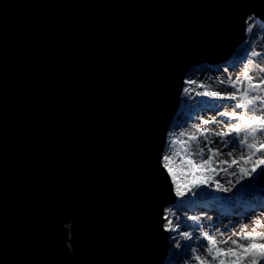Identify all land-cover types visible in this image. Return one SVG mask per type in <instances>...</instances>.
Returning <instances> with one entry per match:
<instances>
[{
	"label": "water",
	"instance_id": "1",
	"mask_svg": "<svg viewBox=\"0 0 264 264\" xmlns=\"http://www.w3.org/2000/svg\"><path fill=\"white\" fill-rule=\"evenodd\" d=\"M249 16L264 0H0V264H164L183 80Z\"/></svg>",
	"mask_w": 264,
	"mask_h": 264
},
{
	"label": "rangeland",
	"instance_id": "2",
	"mask_svg": "<svg viewBox=\"0 0 264 264\" xmlns=\"http://www.w3.org/2000/svg\"><path fill=\"white\" fill-rule=\"evenodd\" d=\"M247 19L250 20V23L246 25L244 44L242 42L240 47H237L235 52L228 57L225 66L218 68L193 67L188 71L190 72L188 79L195 77L190 79L195 83H192V86H183L184 94L181 93L180 96L179 112L174 116L168 129L161 163L164 167L167 163L175 174L174 181L173 176L168 172L175 194V204L166 207L163 214V227L165 225L169 232L164 264H199V261L194 259L197 255L201 259H205L202 249L208 241L200 237L201 231L216 237H227L232 236L233 232L239 233V229L245 224L251 226L252 221L257 217L264 220V216L261 215L264 212V188H257L254 185L256 173L250 172L253 165L245 164L243 160L239 159V149H233L231 144L224 147L221 138L214 134L228 130L229 118L219 116V112L247 111L234 109V105L240 102V93H236L238 99L235 101L203 95L206 91L220 92L222 96L236 92V89L232 88L229 83H220V81H228L229 77L232 81H236L237 76H240L243 81V64L248 60L253 61L249 73L254 77L253 83H258L260 78H264V74L258 70V66L264 67V21L260 22L253 16H249ZM253 51L258 55L252 57ZM201 74L204 76L202 80H199L197 77H200ZM243 84L244 87H247L246 81ZM200 85H204V87H200ZM240 85L238 83L237 87ZM185 89L188 91L185 92ZM219 100L224 101L226 106L216 110V101ZM247 114L251 115L252 113L248 112ZM213 117L216 118L215 122L203 123L204 120H212ZM204 129L209 131L204 132ZM193 136L195 139H192ZM208 139L213 143L207 144ZM259 142L264 143V141ZM198 145L205 148L203 157L197 154ZM208 148H212L213 152L219 151L220 154L213 155L208 152ZM229 151L233 152L232 156L226 155ZM243 151L246 158L247 150ZM209 155H213V159L210 163H205ZM165 156L169 157L167 162L164 160ZM259 158L264 159V156ZM233 159H236L238 163L229 168L228 165ZM255 159L257 157H253V160ZM189 161H192L196 167L193 168ZM221 161L226 163H220ZM240 168H247L250 174L242 175L239 171ZM202 179L207 183L199 184L198 182ZM194 184H198V186H194ZM177 185H179V190L184 193V204L176 202V199L180 197L177 195ZM193 216L198 219L196 221L189 219ZM177 224H179L178 230L171 231L170 229L176 227ZM179 231L191 232L193 240L186 241L179 237ZM173 238L181 245L191 244V247L185 252L183 247H177ZM232 238L235 239V236ZM192 247H196L200 251L194 254L191 250Z\"/></svg>",
	"mask_w": 264,
	"mask_h": 264
},
{
	"label": "snow or ice",
	"instance_id": "3",
	"mask_svg": "<svg viewBox=\"0 0 264 264\" xmlns=\"http://www.w3.org/2000/svg\"><path fill=\"white\" fill-rule=\"evenodd\" d=\"M257 55L258 53L255 51L251 53L252 57ZM251 64H253L252 60H248L247 63L243 64V81L240 76H237L236 81H232L231 77L228 78V81H220V83H229L232 88L236 89V92L222 96L219 92L206 91L203 95L235 101L238 99L236 93H240V102L234 105V109H245L247 111L237 112L233 110L219 112V116L229 118V122L227 123L228 130L219 131L214 134L221 138V143L224 147L231 144L233 149H239V159L243 160L245 164L251 163L253 167L250 172L257 173L259 175L264 174V159L259 158L260 156H264V143L259 142L264 141V94H262L264 93V78H260L258 83H253L254 77L249 74ZM258 70L260 73L264 74V67L258 66ZM244 81L247 82V87H237L238 83L242 85ZM186 83L195 82L186 81ZM200 87H204V85H200ZM187 91L188 90L185 89V92ZM248 112H251L252 114L248 115ZM215 121L216 118L213 117L212 120H204L203 123L209 124ZM208 131V129H204V132ZM181 135H183V133H181ZM192 139H195V137L193 136ZM205 139H207V137H205ZM173 143H175V141H173ZM212 143V140H207V144ZM197 147V154L203 157L205 148L199 147V145ZM244 149L247 150L246 158L243 151ZM207 150L213 155L220 154L219 151L213 152L212 148H208ZM213 155H209L208 160L205 161V163H210L213 159ZM226 155L232 156L233 152L229 151ZM253 157H257V159L253 160ZM164 160L167 162L169 157L165 156ZM220 163L226 162L221 161ZM237 163L238 161L233 159L228 167L230 168L232 165H236ZM189 164H191L193 168L196 167L192 161H189ZM165 167L173 176V180L175 181V174L173 173L172 168L168 167L167 163L165 164ZM201 167H203V165H201ZM209 170L212 169L209 168ZM239 171L245 176L250 174L247 168H240ZM232 174L235 175V173ZM198 183L204 184L207 183V181L202 179ZM194 186H198V184H194ZM177 195H184V193L179 190V185H177ZM261 215L264 216V212H262ZM189 219L196 221L198 217L193 216L189 217ZM169 223H171V221H169ZM178 228L179 224L170 230L176 232ZM262 229H264V220L257 217L252 221L251 226L245 224L239 229V233L233 232L232 236H235V239H233L232 236L216 237L201 231L200 237L208 241L207 245H205L202 249L205 259H201L198 255L195 256L194 259L199 261V264H264V230ZM178 235L186 241H191L194 238L193 234L188 231H179ZM173 240L177 244V247H183L185 252L189 247H191V244L181 245L175 238H173ZM191 250L194 254L200 251V249L196 247H192Z\"/></svg>",
	"mask_w": 264,
	"mask_h": 264
},
{
	"label": "bare ground",
	"instance_id": "4",
	"mask_svg": "<svg viewBox=\"0 0 264 264\" xmlns=\"http://www.w3.org/2000/svg\"><path fill=\"white\" fill-rule=\"evenodd\" d=\"M250 23V20L249 19H247V21H246V25H248ZM243 44H244V42H243ZM240 47V46H239ZM192 69V68H191ZM190 69V70H191ZM190 75V72H187V74H186V76H185V78H184V84H183V86L184 85H188V86H192V83H186V81H190V79H193V78H195V77H193V78H189L188 79V76ZM203 76H204V74H201V76L200 77H197L199 80H202L203 79ZM182 91V94H184V87H183V90H181ZM220 93V92H219ZM225 106H226V103H224V101H216V110L217 109H221V108H225ZM179 110V108L177 109V113L179 112L178 111ZM176 113V114H177ZM165 147V146H164ZM177 202V201H176ZM164 230H165V232H166V234H167V236H169V232H168V229H167V227L164 225Z\"/></svg>",
	"mask_w": 264,
	"mask_h": 264
},
{
	"label": "trees",
	"instance_id": "5",
	"mask_svg": "<svg viewBox=\"0 0 264 264\" xmlns=\"http://www.w3.org/2000/svg\"><path fill=\"white\" fill-rule=\"evenodd\" d=\"M178 204H184V195L177 198Z\"/></svg>",
	"mask_w": 264,
	"mask_h": 264
}]
</instances>
